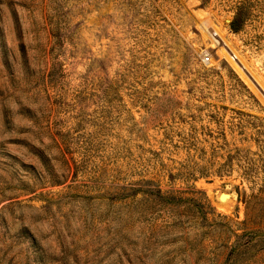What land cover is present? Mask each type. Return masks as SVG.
<instances>
[{"label": "rangeland", "instance_id": "1", "mask_svg": "<svg viewBox=\"0 0 264 264\" xmlns=\"http://www.w3.org/2000/svg\"><path fill=\"white\" fill-rule=\"evenodd\" d=\"M0 264H264V0H0Z\"/></svg>", "mask_w": 264, "mask_h": 264}, {"label": "trees", "instance_id": "2", "mask_svg": "<svg viewBox=\"0 0 264 264\" xmlns=\"http://www.w3.org/2000/svg\"><path fill=\"white\" fill-rule=\"evenodd\" d=\"M238 24H239V20L237 18H234L231 21L230 26H231L233 31H237L238 30V28H239Z\"/></svg>", "mask_w": 264, "mask_h": 264}, {"label": "built area", "instance_id": "3", "mask_svg": "<svg viewBox=\"0 0 264 264\" xmlns=\"http://www.w3.org/2000/svg\"><path fill=\"white\" fill-rule=\"evenodd\" d=\"M212 56L209 53H205L201 56V61L207 63L211 60Z\"/></svg>", "mask_w": 264, "mask_h": 264}, {"label": "bare ground", "instance_id": "4", "mask_svg": "<svg viewBox=\"0 0 264 264\" xmlns=\"http://www.w3.org/2000/svg\"><path fill=\"white\" fill-rule=\"evenodd\" d=\"M224 46H226V45H224L223 44V49L226 51V47L224 48ZM215 52V51H214ZM215 54H216V52H215ZM239 66L237 65V68H238ZM239 69V68H238ZM229 196L230 195H228V194H223L222 196H221V199H222V201H227L228 199H229Z\"/></svg>", "mask_w": 264, "mask_h": 264}, {"label": "water", "instance_id": "5", "mask_svg": "<svg viewBox=\"0 0 264 264\" xmlns=\"http://www.w3.org/2000/svg\"><path fill=\"white\" fill-rule=\"evenodd\" d=\"M223 195V193L220 194L219 198Z\"/></svg>", "mask_w": 264, "mask_h": 264}]
</instances>
